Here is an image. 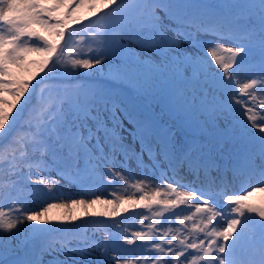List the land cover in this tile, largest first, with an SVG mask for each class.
<instances>
[{
  "label": "snow or ice",
  "instance_id": "6c2138e0",
  "mask_svg": "<svg viewBox=\"0 0 264 264\" xmlns=\"http://www.w3.org/2000/svg\"><path fill=\"white\" fill-rule=\"evenodd\" d=\"M99 13L87 49L69 43L70 26ZM0 25V93L13 98L0 97V147L13 150L0 183L12 210H0V264H264V204L250 202L264 193V0H0ZM30 53L42 60L28 61ZM33 65L50 87L40 97L47 106L26 116L20 102L36 73L16 74ZM133 165L167 191L57 195L63 202L28 207L61 184L115 183L118 166ZM252 176L257 185L226 195L232 215L212 206L217 188ZM193 200L204 207L192 205L202 226L191 231L207 239L177 247L159 218ZM154 205L147 231L77 225ZM148 219L141 214V225Z\"/></svg>",
  "mask_w": 264,
  "mask_h": 264
},
{
  "label": "rangeland",
  "instance_id": "374dc122",
  "mask_svg": "<svg viewBox=\"0 0 264 264\" xmlns=\"http://www.w3.org/2000/svg\"><path fill=\"white\" fill-rule=\"evenodd\" d=\"M3 28H4V26L0 25V29H3ZM93 35H94V33H93ZM81 37H83V35L80 34L79 32H77L75 34L74 41L78 40V43L76 44L78 46V48H79V45H78L79 43L84 44V47L86 50L87 45H88V43H90V41L88 39H87V41H83V40H81ZM92 38L90 39L91 41H92ZM74 46H75V44H74ZM81 47H82V45H81ZM27 60L28 61H35L38 63L40 60H42V57L37 53H30L27 56ZM32 68L35 70V68H37V67L35 65H33ZM0 95H1V93H0ZM259 99H260V97L258 96L257 101H255L253 103L258 104ZM254 110H256V109H254ZM129 139H131V138H129ZM145 177H146V179H145ZM252 177H240L238 179L233 180L230 183V186H232V188H233L232 192H230L228 194H240V193H245L246 190H250L253 186L257 185V183H258V177L254 178L253 180L251 179ZM113 180L115 181V183H113L112 181H107V180L101 181L99 183H93L86 190L80 189L78 186H70L68 184H61L59 187L55 188V190L52 192L51 195L45 194L44 196H41L38 198L37 197H30V200L32 202L28 204V207L33 208V209H40L42 206L46 205V203L48 201L63 202V199H56L57 195L61 198H68V199H70V198H88V199H91V198H95L98 195L101 198H108V199L114 200V199H116L117 196H119L121 198H125V197L138 198L141 194H150L151 192L155 191L156 188H160L161 191H167L166 187H163L161 185V183H155V186H154V182L156 180V176L154 173H151V172L146 173L142 169L135 168L134 165L132 166L131 170H129L127 168H120L118 166V175L113 177ZM136 184H141V190L140 191H137V189L135 187ZM247 184H249L251 186H249ZM184 190H185L184 188L178 189V191H184ZM44 191H45V193H47V190H44ZM225 198H226V196L222 197L221 199H218V198L217 199L222 201V200H225ZM250 202L254 203L256 205L264 204V193L256 192L250 198ZM196 204H199L201 207H204L202 200L201 201L193 200V201H190L189 203H187L185 205H181V206L177 207L180 211L184 212V214L179 216V218H178L179 220L183 219L184 215L193 216V220L186 221L183 226H181L179 224V221L176 220L177 217L173 216L172 212H170V211L165 213V215L162 217L163 219L159 218L161 221L168 220V224L171 225V227L168 228V230L176 233V235H177V244H176L177 247H180V245L178 243L179 239L184 238V237L192 236L193 238L200 237V238L207 239V237H205L202 232L197 231V232L193 233L191 231V229L193 227L202 226V223H201L202 214L196 213L195 207L192 206V205H196ZM233 206L234 205H231L230 208H228V210H224L223 208L221 209V207H216V208L220 209L225 216H230V215H232V213L230 212V209ZM94 210L95 211H101L102 208H101V206L98 205V206H96V208ZM158 210L159 209L152 208L151 211H158ZM147 211H148L147 209H144L142 212H140V210H138V209L129 208V210L126 213H122L119 217H116V218H109V217L99 218L98 220L101 222H104L108 219L109 223H107V224L111 225V226L110 227L106 226L107 228L105 226H102L101 224H99L98 221L95 223L94 222L91 223L92 220H90V219H82V220L78 221L77 224L85 223L84 225H82L84 227V229L82 231L86 230L88 233H92V232L103 233L105 231L115 232L116 230L112 226L116 222H119L123 226L120 233H119L121 235L124 234L123 229H125V228L128 229L127 234H130V232L132 230H136V229H142V230L147 231V228L145 226L148 223L153 222L152 219L150 218L151 215H148L149 219L147 221H144V225H141V222H140L141 214L147 215L148 214ZM224 212L225 213L227 212V213L225 214ZM165 216H168V218H165ZM248 219H249V221L254 220L257 223H261L259 221V218L256 217L254 214L249 215ZM213 223L216 224L218 227L219 226L226 227V221H224V220L214 221ZM166 227H167V225H166ZM208 227H209V229H211L212 225H209Z\"/></svg>",
  "mask_w": 264,
  "mask_h": 264
},
{
  "label": "trees",
  "instance_id": "16d2710c",
  "mask_svg": "<svg viewBox=\"0 0 264 264\" xmlns=\"http://www.w3.org/2000/svg\"><path fill=\"white\" fill-rule=\"evenodd\" d=\"M103 16H104V13H102V15L99 16V20L97 22V25L102 23ZM80 25L85 26V29H86L83 33H81L83 35V41H87V39H88L91 42L90 39L93 37L92 35L95 32V30L97 28V25L88 24V19H87V20L82 21L80 24L71 25L69 30L73 31V29L78 28ZM77 43H78V40L74 41L72 44H73V46L75 44L76 48H78V46L76 45ZM80 44L82 45V47H81ZM78 45H79V48L85 49L84 44L79 43ZM12 71L14 73H16L15 69H13ZM31 73H36V79L31 81L30 87H29V93L33 92V88L35 89V92L31 96L29 95V93H26L25 97H23L21 102H20V104H25L26 103V105H27L26 108H25V115L26 116L28 115L29 111H31L34 107H36L39 110V109L47 106V105L43 104V102H41L40 97L42 95L43 96H47L46 89H48L50 87V84H38V81H40L42 78H44V73L38 72L37 68H35V70H34L32 67H30L29 72L28 73H24L23 75H20V74L17 73L16 74V78L17 79H22L24 81H28ZM0 97H2L3 99L8 100L10 102L13 99L11 96H9L7 94H3V93H1ZM20 104H18L17 108L13 110L14 113H16L17 110L20 108ZM22 123H23V121H22ZM12 154H13V150L11 148L0 147V183L3 182V179H4V177H5L6 173H7L8 161L11 160ZM0 204L4 205V207L0 208V210L5 211L6 213H10L12 211L7 206V201L3 200L2 198H0ZM152 208L158 209V207L155 206V205ZM138 210H140V212H142L144 209L141 208V209H138ZM151 210L147 211V213H148L147 216L151 215L150 218L154 222V218L152 217V211ZM170 212H172V213L173 212H177V213H180V215L184 214V212L180 211L178 208L170 210ZM165 218H168V216H165ZM178 218L179 217H177L176 220L179 221ZM97 221H99V220H97ZM107 223H108L107 220L104 221V222H101V224L103 226L110 227L111 225H108ZM65 226L72 227V226H68V225H65Z\"/></svg>",
  "mask_w": 264,
  "mask_h": 264
}]
</instances>
